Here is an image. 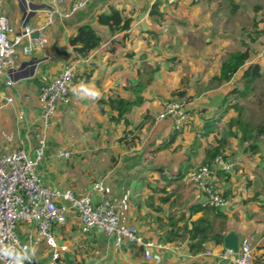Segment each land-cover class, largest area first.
<instances>
[{
	"label": "crops",
	"instance_id": "1",
	"mask_svg": "<svg viewBox=\"0 0 264 264\" xmlns=\"http://www.w3.org/2000/svg\"><path fill=\"white\" fill-rule=\"evenodd\" d=\"M22 1L39 6L30 23L40 25L50 19L55 6L70 12L72 4L80 0H4L2 9L16 32L25 16ZM220 2L89 0L69 16L52 17L43 31L47 37L43 47L30 55L19 48L16 84H7L9 73L0 81V102L6 97L14 99L0 110V151L24 148L34 155L39 136L44 135L47 146L39 174L45 186L92 193L100 200L106 194L117 204L124 223L134 224L144 241L156 243L150 248L153 258L147 260L143 246L127 240L118 245L114 236L85 228L77 211L69 209L66 223L55 228L59 243L68 246L59 264H235L221 257L224 244L209 241L204 251L193 253L187 239L166 240L169 230L185 225L191 228L193 221L208 215L205 210L194 209L206 206L207 196L197 184L188 182V176L206 162L207 150L216 145L220 131L235 116L236 111L227 109L224 102L231 85L238 83L251 63H259L264 75V53L260 52L251 56L252 61L236 74L238 78L212 85V78L220 74L230 52L228 22L240 20L238 4L231 9ZM111 6L133 18L128 30L112 34L98 23V16L108 13ZM257 7L254 5L255 10ZM256 19L261 20L259 29H264V18ZM83 24H91L103 42L87 58L76 59L70 38ZM258 41H262L261 36L248 43L253 46ZM29 60L36 61L32 74L29 67H22ZM71 63L79 72L71 100L58 104L46 130L40 87ZM86 73H91L90 78L82 79ZM82 88L97 90L100 97L81 98ZM183 89L192 100L190 118L182 126H177L171 116L158 120L165 103ZM117 96L141 98L125 116L128 123L112 120L117 112L100 102ZM219 99L222 102L217 105ZM20 109L24 118H19ZM232 130L235 141L228 139L223 147L228 169L217 167L224 173L219 176L220 186L230 202L219 211L227 215L226 230L238 234L241 244L249 242L264 264V152L259 147L248 149L249 139L242 142L240 130L236 126ZM173 135L175 139L170 142ZM257 139L252 137L251 143ZM58 151L71 155L59 157ZM98 182H103V187L95 190ZM17 232L22 241L31 244L38 264H50L52 251L46 242H33L37 236L34 223H20Z\"/></svg>",
	"mask_w": 264,
	"mask_h": 264
},
{
	"label": "built area",
	"instance_id": "2",
	"mask_svg": "<svg viewBox=\"0 0 264 264\" xmlns=\"http://www.w3.org/2000/svg\"><path fill=\"white\" fill-rule=\"evenodd\" d=\"M88 1H76L72 4L70 12H63L55 6L50 10V19L40 25L30 23V18L39 6L32 10L26 5L28 9L24 12L23 23L16 32L10 18L3 11V2L0 0V81L5 73H9L7 84L15 85L19 48L24 55H30L36 48L43 47L47 42L43 31L51 23L52 17L55 14L69 16L83 8ZM36 31L39 32L37 37L34 36ZM78 77V66L71 63L52 81L41 85L39 101L42 107V122L46 130L51 125L58 104L70 102L71 92ZM12 103L14 99L6 97L4 102H0V110ZM191 103L188 94L175 97L165 103L157 119L171 116L176 119L177 126H182L190 118ZM24 116V110L20 109L19 118ZM39 137L34 155L24 148L7 153L0 151V264H38L36 256L31 252V244L22 241L18 236V226L23 222L34 223L37 226V236L33 242L37 244L46 242L52 251L50 264H59L62 252L67 250L68 246L59 243L55 228L66 223V212L69 209L77 211L85 228H97L107 235L114 236L118 245L124 240L141 245L144 247L145 258L151 260L153 252L150 248L156 243L144 241L134 224L124 223L117 204L109 196L102 194L100 202L95 204L92 193L79 194L73 189L60 190L42 183L39 166L45 158L47 141L44 135ZM70 155V152L58 151L59 157ZM217 167L228 169L222 154L216 156L211 163L197 166L187 180L197 184L206 194L207 206L221 209L229 204L230 199L224 195L220 186ZM94 187L95 190L102 189L103 182L96 183ZM221 257L235 264H262L256 258L254 247L249 242L242 243L238 252L224 249Z\"/></svg>",
	"mask_w": 264,
	"mask_h": 264
},
{
	"label": "trees",
	"instance_id": "3",
	"mask_svg": "<svg viewBox=\"0 0 264 264\" xmlns=\"http://www.w3.org/2000/svg\"><path fill=\"white\" fill-rule=\"evenodd\" d=\"M159 3H155L154 9L158 8ZM261 6L257 7L255 10L256 13L261 11ZM156 10V9H155ZM154 10V11H155ZM154 13V12H152ZM133 22V18L117 9L114 6L110 7L108 13H101L98 16V23L100 25L107 26L112 34H117L122 31L128 30ZM261 20L256 19L254 17L252 19L250 31L248 32V36L251 42H256L260 35L264 32V29H259ZM103 42V37L101 34L91 25V24H83L79 27L76 35H73L70 38V44L73 48L75 58H87L92 51L101 46ZM252 49L249 43L245 44L244 50H237L234 52H229L222 62L220 74L214 76L212 78V85H222L224 83L230 82L236 74L246 65L247 62L250 61L252 56ZM91 73H86L82 76V79H89ZM263 77L262 67L259 63H251L243 70L242 75L237 80L238 83H242L244 86V90H238L237 88L231 90L229 94L225 97V104L228 103V97L230 94H241L242 96H246V92L251 90L256 81ZM183 86L185 82H182ZM187 94L186 89L179 90L176 93V97H182ZM191 97V96H190ZM141 98L129 99L121 96H117L115 98H109L108 100H101V104H108L113 110L117 112L116 116L112 117L114 121L125 120L128 123V119L125 117L132 108L140 103ZM236 108L241 112V108L237 106V104H227V109ZM229 126H236L242 136L241 141L245 142L248 139L257 136L258 138L264 137V120L253 130L254 128H249L247 124L243 123L242 114H239L236 118H232L229 122ZM175 139V135L171 136L170 142ZM227 143V138L217 139L216 145L207 150V160L205 163H211L216 156L223 154V147ZM258 144L254 143L251 145L252 150H256L258 148ZM204 164V163H203ZM218 171V170H217ZM219 176L224 175L222 171H218ZM210 206L197 205L194 207L196 211L205 210L208 215L195 220L192 222V227L189 228L187 225L178 227L176 230L171 229L168 231V235L166 240L168 241H189L190 251L193 253L202 252L205 250V247L209 241L215 242L217 245H222L224 242V237L228 233L226 230V222L227 215L223 212L219 211L220 209L216 208H208ZM210 211H207V210ZM217 222L219 223V227H217ZM172 225L176 226V223Z\"/></svg>",
	"mask_w": 264,
	"mask_h": 264
},
{
	"label": "rangeland",
	"instance_id": "4",
	"mask_svg": "<svg viewBox=\"0 0 264 264\" xmlns=\"http://www.w3.org/2000/svg\"><path fill=\"white\" fill-rule=\"evenodd\" d=\"M220 3H224L228 8L235 7L238 4V8L240 9V13L237 14L240 16V20L238 22H228V36L227 39L230 41L229 49L230 52H234L237 50H244L245 44L250 42L248 32L251 30L252 18L254 16L258 18H264V13H256L254 9V5L261 6L264 8V0H238L234 2L231 0H220ZM233 1V2H232ZM4 4V0H2ZM239 12V11H238ZM234 15V14H232ZM238 23V24H237ZM261 36L262 41H258L253 46L251 45V49L253 51L252 57L257 55L260 52L264 53V36ZM196 47H202L201 45H195ZM252 60H250L251 62ZM249 63V62H248ZM243 69V68H242ZM239 75L236 76L238 78ZM236 85V86H235ZM231 85V90L237 88L239 91L244 90V86L242 83H236ZM233 86H235L233 88ZM222 102V99L217 101V105ZM237 104L241 108V112L236 108H233L235 112L234 118H236L239 114H242L243 123L247 124L249 128H255L264 120V75L258 81H256L255 86L246 92V96H242L241 94H230L228 97V104ZM237 130H239L236 127ZM235 131L232 130L231 126H224V128L220 131V137L223 139L224 137L229 140L235 141L234 138ZM258 138L257 136H255ZM252 138L248 140L249 144L247 145L248 149H251V145L258 142L259 148L264 152V138H258L256 141L251 143ZM12 142V141H11ZM13 143V142H12ZM223 155V154H222ZM249 180V179H248Z\"/></svg>",
	"mask_w": 264,
	"mask_h": 264
},
{
	"label": "water",
	"instance_id": "5",
	"mask_svg": "<svg viewBox=\"0 0 264 264\" xmlns=\"http://www.w3.org/2000/svg\"><path fill=\"white\" fill-rule=\"evenodd\" d=\"M29 7L32 8V10L38 8L35 5H33V6L29 5ZM21 8L24 12H26L28 9V7L26 6V3H24L23 1L21 4ZM38 35H39V32L36 31L34 33V36L37 37ZM22 67H29L30 73L32 74V73H34V70L36 68V61L35 60H29L27 62H24ZM99 202H100V197H96L95 204H98ZM223 244H224L225 249H232L235 252H238L240 249L241 242H240V238H239L238 234H236L234 231H230L225 235ZM144 264H146V263H144Z\"/></svg>",
	"mask_w": 264,
	"mask_h": 264
},
{
	"label": "clouds",
	"instance_id": "6",
	"mask_svg": "<svg viewBox=\"0 0 264 264\" xmlns=\"http://www.w3.org/2000/svg\"><path fill=\"white\" fill-rule=\"evenodd\" d=\"M81 92L83 93V95L81 96V98H92V99H98L100 97V93L97 90H90L87 88H82Z\"/></svg>",
	"mask_w": 264,
	"mask_h": 264
}]
</instances>
